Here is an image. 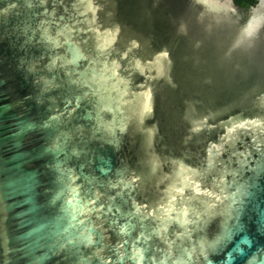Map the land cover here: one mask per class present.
Wrapping results in <instances>:
<instances>
[{"label":"water","instance_id":"95a60500","mask_svg":"<svg viewBox=\"0 0 264 264\" xmlns=\"http://www.w3.org/2000/svg\"><path fill=\"white\" fill-rule=\"evenodd\" d=\"M0 264H264V0H0Z\"/></svg>","mask_w":264,"mask_h":264},{"label":"trees","instance_id":"16d2710c","mask_svg":"<svg viewBox=\"0 0 264 264\" xmlns=\"http://www.w3.org/2000/svg\"><path fill=\"white\" fill-rule=\"evenodd\" d=\"M234 2L239 6L248 8L249 6L254 5L257 2V0H234Z\"/></svg>","mask_w":264,"mask_h":264}]
</instances>
